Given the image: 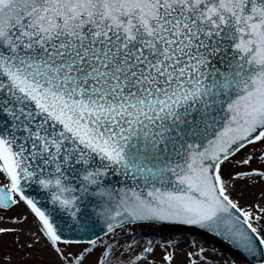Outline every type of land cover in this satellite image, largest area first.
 Wrapping results in <instances>:
<instances>
[{"label":"snow or ice","instance_id":"1","mask_svg":"<svg viewBox=\"0 0 264 264\" xmlns=\"http://www.w3.org/2000/svg\"><path fill=\"white\" fill-rule=\"evenodd\" d=\"M151 225L264 264V0H0V264H215Z\"/></svg>","mask_w":264,"mask_h":264},{"label":"rangeland","instance_id":"2","mask_svg":"<svg viewBox=\"0 0 264 264\" xmlns=\"http://www.w3.org/2000/svg\"><path fill=\"white\" fill-rule=\"evenodd\" d=\"M180 229H184L186 239H191L194 236L198 242L202 243L210 251V258L215 261V264H245L243 257L239 252L231 247H228L224 241L218 238L206 236L196 230L189 231L187 227L176 225H151L145 226V230L155 239H174L180 235ZM160 253H157L159 259ZM183 256H178V264H183Z\"/></svg>","mask_w":264,"mask_h":264},{"label":"bare ground","instance_id":"3","mask_svg":"<svg viewBox=\"0 0 264 264\" xmlns=\"http://www.w3.org/2000/svg\"><path fill=\"white\" fill-rule=\"evenodd\" d=\"M183 247H186V245H183Z\"/></svg>","mask_w":264,"mask_h":264}]
</instances>
